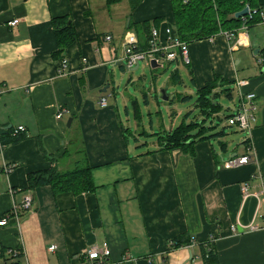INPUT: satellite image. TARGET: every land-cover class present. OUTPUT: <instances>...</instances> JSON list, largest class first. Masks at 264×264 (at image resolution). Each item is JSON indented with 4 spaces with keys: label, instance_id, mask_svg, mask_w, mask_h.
Segmentation results:
<instances>
[{
    "label": "crops",
    "instance_id": "0c3cea01",
    "mask_svg": "<svg viewBox=\"0 0 264 264\" xmlns=\"http://www.w3.org/2000/svg\"><path fill=\"white\" fill-rule=\"evenodd\" d=\"M255 5L264 11V0ZM64 14L74 22L76 40L53 55L51 19ZM14 18L18 23L8 25ZM153 18H160V34L173 26L171 1L142 0L128 10V0H0V128H25L21 141L0 149V168L15 164L0 175V220L24 196L33 198L29 210L19 209V224L9 216L0 225V264L12 247L24 251L17 264H96L83 252L102 241L110 250L103 264H203L200 244L210 236L219 264H264V20L259 16L231 39L220 33L188 43L186 65L196 88L220 75L238 100L239 92L253 91L258 105L250 133L235 147L219 141L216 150L205 139L189 156L180 148L159 149L158 142L152 153L136 152L140 144L129 146L114 105L99 104L113 65L124 63V37L135 34L138 41L134 24ZM62 58L67 66L58 74ZM82 147L94 191L28 188L30 172L68 169ZM244 154L249 162L224 168L226 159ZM251 223L257 229H246ZM184 233L192 244L168 250Z\"/></svg>",
    "mask_w": 264,
    "mask_h": 264
},
{
    "label": "trees",
    "instance_id": "16d2710c",
    "mask_svg": "<svg viewBox=\"0 0 264 264\" xmlns=\"http://www.w3.org/2000/svg\"><path fill=\"white\" fill-rule=\"evenodd\" d=\"M120 0H106L107 4L116 3ZM142 0H128L130 10H133ZM173 12V31L181 41L190 43L213 37L220 33H228L233 36L241 29L260 21L258 12L261 8L255 5V0H170ZM245 6L257 12L249 17L248 14L241 17H234L235 12ZM160 18L145 20L136 25L138 47L143 49L147 46L152 26L158 28ZM54 28V39L57 49L53 55H60L64 48L76 40V28L69 14L54 16L51 19ZM130 24V25H132ZM172 25V24H171ZM264 64V47L259 50ZM125 66V64L123 63ZM122 66V65H121ZM120 66V67H121ZM192 79V78H191ZM172 82H180L181 78L177 69L171 73ZM229 81L223 76L214 75L212 79L196 90L195 106L204 118H214L221 111L222 106L217 101L221 95L231 98V87ZM186 96L183 97V99ZM231 117L227 116V118ZM202 121H182L177 126L163 131L158 136L159 149L180 148L189 156L194 155V144L198 141L208 139L212 135L223 134L222 131L206 135V131L213 127L205 126ZM13 127L0 128V142L5 146L15 144L25 137V133L13 134ZM159 134V133H158ZM126 136V135H125ZM144 144V143H143ZM147 151L146 153H149ZM75 153H85L84 147L76 150ZM81 161V160H80ZM77 161L72 168L58 170L55 166L47 169L30 172L27 176V186L34 189L40 186H50L53 193L71 192H92L96 184L92 176V167L88 164L86 156L82 161ZM193 239L187 234H180L170 240L168 250L192 244ZM200 256L203 264H219L218 255L213 248V241L200 244Z\"/></svg>",
    "mask_w": 264,
    "mask_h": 264
},
{
    "label": "rangeland",
    "instance_id": "374dc122",
    "mask_svg": "<svg viewBox=\"0 0 264 264\" xmlns=\"http://www.w3.org/2000/svg\"><path fill=\"white\" fill-rule=\"evenodd\" d=\"M159 63L162 67L155 69L150 67L148 61H140L135 69H127L124 65L112 67L109 88L106 90L107 104L114 105L113 110L117 118L128 129L124 133L129 146L133 147L138 143L140 145L134 149L136 152H154L158 136L163 131L177 126L182 121L200 122L204 119L205 126L213 124V127L206 131V135L223 132L221 136L212 135L208 138L216 150L219 149V141L226 142L230 149L235 147L239 139L245 136V132L235 124L231 125L227 118L235 113L238 105L235 87L229 83L231 98L226 95L218 97L217 101L222 109L217 116L204 118L195 106L197 88L192 82L189 67L180 60L169 62L163 57L159 58ZM175 69L179 72L180 82L171 80V73ZM162 89L168 96L167 100L161 97ZM184 96L186 97L183 99ZM81 154L74 152V164L71 163L68 169L75 166L77 161H82L84 155Z\"/></svg>",
    "mask_w": 264,
    "mask_h": 264
},
{
    "label": "built area",
    "instance_id": "2783aa9c",
    "mask_svg": "<svg viewBox=\"0 0 264 264\" xmlns=\"http://www.w3.org/2000/svg\"><path fill=\"white\" fill-rule=\"evenodd\" d=\"M256 10L251 11L248 8L247 14L249 17L252 16V14L256 13ZM258 15L262 20H264V11L262 9L259 10ZM18 19L14 18L7 22L8 25L14 26L18 23ZM173 26L171 24L165 25L163 28V33L160 34V31L158 28L153 27L150 31V36L148 39L147 46L143 49H140L138 47V41L135 36V34H127L124 37V45L122 48L123 51V62L125 64V67L127 69H131L135 65H139L140 61H148L151 59H157L159 62V58L163 57L166 61H178L180 60L184 64H188L189 59V52H188V43L181 41L179 38L176 37L173 31ZM246 26L243 25L241 29H245ZM225 36L228 39L232 38L231 34L225 33ZM106 41L111 40V35H106L104 38ZM67 66V59L62 58L58 65H57V72L58 74H61L63 69H65ZM240 90V89H239ZM1 91V88H0ZM106 96H101L99 99V104L101 106L106 105ZM258 108V105L256 103V94L253 91L248 92H239V100L238 105L236 108V111L234 114L231 115V117L228 118V121L231 125L235 124L241 131H244L245 133H250L252 122L255 119V112ZM64 113V109H59L56 117L60 118ZM25 131V128L23 126H18L14 128L13 134L22 133ZM4 145L0 142V149H2ZM250 161L249 155H236L231 156L228 159H226L223 163L224 168H235L242 164H245ZM15 167L14 163H4L2 168H0V175L2 173L8 174L10 173ZM241 193L243 197H247L251 195L249 192L248 184L243 183L240 186ZM10 192L12 193L13 190L10 188ZM33 198L31 194H27L24 196L19 204H13L10 209L9 216H12V218L15 220L16 225L19 224V209L22 210H29V208L32 206ZM9 216H3L0 220V225H5L7 217ZM232 230H235V226L231 227ZM248 230H255L257 229L256 224H249L247 225ZM207 241H213V236H210ZM206 241V242H207ZM50 249H54L55 245H51L49 247ZM7 254L9 255V259L6 264H17L15 262L16 257H20L24 255V251L22 248H7L6 250ZM110 250L109 245L107 241H102L101 243L92 244L89 246L84 252L83 255L90 261H94L96 264H103L106 260V258L109 256Z\"/></svg>",
    "mask_w": 264,
    "mask_h": 264
},
{
    "label": "water",
    "instance_id": "95a60500",
    "mask_svg": "<svg viewBox=\"0 0 264 264\" xmlns=\"http://www.w3.org/2000/svg\"><path fill=\"white\" fill-rule=\"evenodd\" d=\"M247 12H248V6H245L243 9H241V10L235 12L234 17H241V16H244V15L247 14ZM254 52L257 53V52H258V49H255ZM149 65H150V67H151L152 69H155V68H158V67H162L161 63H159V62L157 61V59H151V60H149ZM135 68H137V65H135V66L132 67L131 69H135ZM107 88H108V84H106L101 90H102V91H105V90H107ZM161 92H162V95H161L162 99H163V100H167V99H168V96H166V94H165V90L162 89ZM69 122H70V120H69ZM68 124H69V123H68Z\"/></svg>",
    "mask_w": 264,
    "mask_h": 264
}]
</instances>
